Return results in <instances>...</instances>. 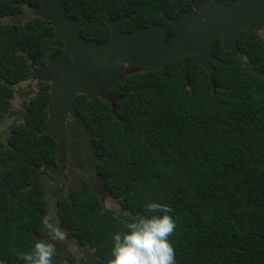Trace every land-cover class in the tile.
Instances as JSON below:
<instances>
[{
	"label": "trees",
	"instance_id": "obj_1",
	"mask_svg": "<svg viewBox=\"0 0 264 264\" xmlns=\"http://www.w3.org/2000/svg\"><path fill=\"white\" fill-rule=\"evenodd\" d=\"M64 2L67 16L88 19L81 35L98 43L107 39L110 19L124 17L120 30L132 32L191 8V0ZM39 4L0 0V264H25L19 254L44 240V205L31 178L54 149L42 133L49 94L31 99L20 122L9 116L29 66L56 50L53 27L32 13ZM237 44L235 56L221 38L213 41L215 87L199 65L184 79L193 59L185 56L114 85L111 92L120 97L114 112L104 99L92 105L80 97L78 113L117 205L103 209L92 193H75L72 204L60 205L69 237L95 250L91 264H107L113 235L126 232L133 219L153 215L145 211L152 202L173 209L176 264H264V29L243 31ZM54 264H64L59 251Z\"/></svg>",
	"mask_w": 264,
	"mask_h": 264
},
{
	"label": "water",
	"instance_id": "obj_2",
	"mask_svg": "<svg viewBox=\"0 0 264 264\" xmlns=\"http://www.w3.org/2000/svg\"><path fill=\"white\" fill-rule=\"evenodd\" d=\"M32 13L53 27L50 38L55 44L64 43L63 52L54 54L46 66L32 67L33 77L49 74L54 79L43 131L57 142L60 150L64 119L69 112L74 117L70 132H77L81 141H87L85 153L94 159L93 145L83 120L76 113V94L87 96L93 105L98 96L108 101L114 112L115 101L120 98L111 93L114 85L133 73L158 69L185 56L193 59L185 66L184 79L188 81L190 69L199 65L215 87L211 66L215 60L211 53L213 41L221 38L223 49L236 56L239 35L264 28V0H211L209 3L191 0L190 9L174 18L164 16L165 24L140 27L132 32L120 30L124 17L110 19L109 35L101 43L81 35L80 30L88 19L67 16L64 0H40ZM85 246L90 248V243Z\"/></svg>",
	"mask_w": 264,
	"mask_h": 264
},
{
	"label": "flooded vegetation",
	"instance_id": "obj_3",
	"mask_svg": "<svg viewBox=\"0 0 264 264\" xmlns=\"http://www.w3.org/2000/svg\"><path fill=\"white\" fill-rule=\"evenodd\" d=\"M63 46L64 43L62 41L58 44L54 43L56 50L50 54L47 61L40 62L37 65L31 64L29 66V78L20 82V85L15 91L17 94V100L19 101L18 106L9 111V116L13 117L15 122H20L24 119L26 107L31 99L39 96L41 93H47L49 94V101L46 105L47 123L48 106L51 102V87L53 86L54 79L49 74H39L37 78L33 77L32 67L38 69L42 66H46L54 54L63 52ZM23 83L24 85L21 87ZM35 90L36 92L33 93ZM22 91L23 97H21ZM80 97H85L88 100L90 99L82 94L75 95L76 113L83 120L82 116L78 113L80 110L78 107ZM98 98L100 97L97 96L96 101ZM91 104L93 105L92 101ZM73 122L74 117L68 112L64 119V130L63 137L60 141V150H58L57 142L50 136L54 141L52 158L49 161L43 160L40 164L34 166L31 184H38L40 191L39 201L44 205V211L42 213L43 231L39 238H42L47 242L50 240V234L46 229V223L53 222L57 224L65 234L64 240L53 241L57 251L60 252V257L62 258L63 263L91 264L94 258L92 249L85 246L87 242L80 246L77 245L74 237H69L72 230L66 225H62L60 218V205L64 204L65 201H69V203L72 204V196L75 193L94 194L98 198L103 209H105L106 201L108 202L109 199L112 201V204L115 202L112 200L111 195L104 184V177L99 174L98 166L102 161V158L96 153L92 134L89 133V130L85 126L84 130L94 148L95 159L90 154L85 153V151H87L85 147L87 141H81L77 132H70V126ZM45 125L42 128V133H44L43 129L45 128ZM9 129H11V127H9Z\"/></svg>",
	"mask_w": 264,
	"mask_h": 264
},
{
	"label": "clouds",
	"instance_id": "obj_4",
	"mask_svg": "<svg viewBox=\"0 0 264 264\" xmlns=\"http://www.w3.org/2000/svg\"><path fill=\"white\" fill-rule=\"evenodd\" d=\"M145 211L154 214L133 219L127 223L126 232L113 235L112 258L107 264H176L175 248L170 242L176 230V222L169 215L173 209L152 202L146 205ZM46 229L50 240H64L65 234L57 224L47 222ZM56 254L54 243L40 240L30 252L20 253L19 258L25 264H54Z\"/></svg>",
	"mask_w": 264,
	"mask_h": 264
},
{
	"label": "rangeland",
	"instance_id": "obj_5",
	"mask_svg": "<svg viewBox=\"0 0 264 264\" xmlns=\"http://www.w3.org/2000/svg\"><path fill=\"white\" fill-rule=\"evenodd\" d=\"M29 12H27L26 14H28ZM259 34V37H262L263 36V34L262 33H258ZM24 85V83L21 85V87ZM24 90V89H23ZM25 91V90H24ZM36 92V90L35 91H33V93H35ZM27 95V94H26ZM26 95H25V97H26ZM21 97H23V91H22V93H21ZM115 208H117V205H116V203H113L112 204V201L109 199V201L107 202L106 201V204H105V209H109V210H114ZM69 253V252H68Z\"/></svg>",
	"mask_w": 264,
	"mask_h": 264
}]
</instances>
